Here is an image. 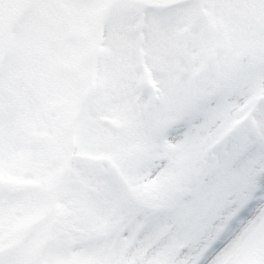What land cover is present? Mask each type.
<instances>
[{
	"label": "rangeland",
	"instance_id": "374dc122",
	"mask_svg": "<svg viewBox=\"0 0 264 264\" xmlns=\"http://www.w3.org/2000/svg\"><path fill=\"white\" fill-rule=\"evenodd\" d=\"M21 1L24 7L29 0H0V35ZM39 1L25 8L8 59L0 64V250L19 243L0 264H34L46 243L61 150L85 91L84 76L67 70L86 62L98 13L108 2L72 0L76 19H69L77 38L56 57L53 38L63 52L51 9L57 0ZM199 2L204 12L198 15L194 7L153 15L114 6L107 13L95 86L76 124L40 264H171L177 248L162 244L179 225L178 215L192 214L196 226L223 208L230 211L213 242L238 208L241 217L218 254L220 264H264V196L256 194L264 182V0ZM35 9L43 17H35ZM134 26L140 29L131 37ZM45 27L51 29L47 38ZM134 56L146 58L143 79L156 93L140 102L153 103L151 110L132 104L142 64ZM53 111L61 136L55 146L47 126ZM41 143L48 145L45 157ZM109 163L118 165L143 207L123 204Z\"/></svg>",
	"mask_w": 264,
	"mask_h": 264
},
{
	"label": "snow or ice",
	"instance_id": "6c2138e0",
	"mask_svg": "<svg viewBox=\"0 0 264 264\" xmlns=\"http://www.w3.org/2000/svg\"><path fill=\"white\" fill-rule=\"evenodd\" d=\"M257 196H264V182ZM228 208L219 209L213 216L205 217L199 225L193 226L192 214L178 215L179 225L169 234L162 247L176 246L171 264H220L218 254L225 247L229 232L213 242L218 226L223 222ZM235 224L233 223V227Z\"/></svg>",
	"mask_w": 264,
	"mask_h": 264
},
{
	"label": "bare ground",
	"instance_id": "6f19581e",
	"mask_svg": "<svg viewBox=\"0 0 264 264\" xmlns=\"http://www.w3.org/2000/svg\"><path fill=\"white\" fill-rule=\"evenodd\" d=\"M110 6V5H109Z\"/></svg>",
	"mask_w": 264,
	"mask_h": 264
},
{
	"label": "water",
	"instance_id": "95a60500",
	"mask_svg": "<svg viewBox=\"0 0 264 264\" xmlns=\"http://www.w3.org/2000/svg\"><path fill=\"white\" fill-rule=\"evenodd\" d=\"M134 4V3H133Z\"/></svg>",
	"mask_w": 264,
	"mask_h": 264
}]
</instances>
